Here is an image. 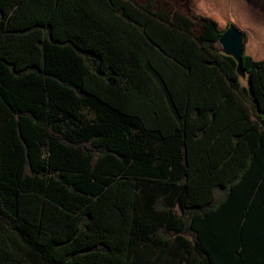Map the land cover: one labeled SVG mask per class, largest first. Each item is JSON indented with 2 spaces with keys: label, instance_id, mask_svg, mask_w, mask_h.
<instances>
[{
  "label": "trees",
  "instance_id": "16d2710c",
  "mask_svg": "<svg viewBox=\"0 0 264 264\" xmlns=\"http://www.w3.org/2000/svg\"><path fill=\"white\" fill-rule=\"evenodd\" d=\"M190 1L0 0V264H264V55Z\"/></svg>",
  "mask_w": 264,
  "mask_h": 264
},
{
  "label": "rangeland",
  "instance_id": "374dc122",
  "mask_svg": "<svg viewBox=\"0 0 264 264\" xmlns=\"http://www.w3.org/2000/svg\"><path fill=\"white\" fill-rule=\"evenodd\" d=\"M168 1L188 15L184 0ZM190 3L195 12L213 17L221 26L229 22L237 24L236 19L242 22L244 18L246 24H240V27L247 34V51L264 55V0H191ZM242 82L246 81L243 79Z\"/></svg>",
  "mask_w": 264,
  "mask_h": 264
},
{
  "label": "water",
  "instance_id": "95a60500",
  "mask_svg": "<svg viewBox=\"0 0 264 264\" xmlns=\"http://www.w3.org/2000/svg\"><path fill=\"white\" fill-rule=\"evenodd\" d=\"M245 40V34L240 31L236 25L230 23L220 34L218 42L221 46V52L234 59L236 62L235 71L240 80L246 81V72L242 67V52Z\"/></svg>",
  "mask_w": 264,
  "mask_h": 264
}]
</instances>
